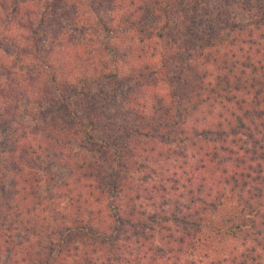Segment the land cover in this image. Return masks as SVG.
<instances>
[{"label": "trees", "instance_id": "16d2710c", "mask_svg": "<svg viewBox=\"0 0 264 264\" xmlns=\"http://www.w3.org/2000/svg\"><path fill=\"white\" fill-rule=\"evenodd\" d=\"M0 264H264V0H0Z\"/></svg>", "mask_w": 264, "mask_h": 264}]
</instances>
